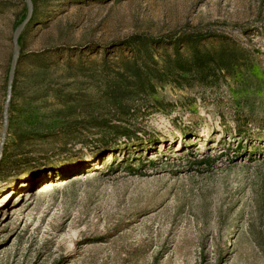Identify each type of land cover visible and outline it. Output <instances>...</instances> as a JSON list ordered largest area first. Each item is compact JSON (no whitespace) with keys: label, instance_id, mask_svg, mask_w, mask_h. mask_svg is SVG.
<instances>
[{"label":"rangeland","instance_id":"obj_1","mask_svg":"<svg viewBox=\"0 0 264 264\" xmlns=\"http://www.w3.org/2000/svg\"><path fill=\"white\" fill-rule=\"evenodd\" d=\"M33 2L0 264H264V0ZM26 14L0 0V141Z\"/></svg>","mask_w":264,"mask_h":264},{"label":"water","instance_id":"obj_2","mask_svg":"<svg viewBox=\"0 0 264 264\" xmlns=\"http://www.w3.org/2000/svg\"><path fill=\"white\" fill-rule=\"evenodd\" d=\"M26 5H27V14L25 18L20 22V24L17 26L14 35H13V43L15 47L14 55H13V60L12 64L9 70V96L8 99L6 100L5 104V120L3 124V130H2V139L0 141V160H1V155H2V150L6 138V133H7V127H8V118H7V112H8V107H9V101H10V94L12 91V81L14 79L15 73H16V68H17V63L18 59L21 53V44L19 41L21 33L24 31V29L27 27L29 22L32 20L33 14H34V2L33 0H26Z\"/></svg>","mask_w":264,"mask_h":264},{"label":"bare ground","instance_id":"obj_3","mask_svg":"<svg viewBox=\"0 0 264 264\" xmlns=\"http://www.w3.org/2000/svg\"><path fill=\"white\" fill-rule=\"evenodd\" d=\"M85 174H87V173L86 172L85 173H75V174L71 175L70 177L61 179V180L56 181V182H58L57 184H59V185L65 186L71 182H76V181H80L82 179L84 180V178H89L92 176L93 173H88L86 176H85ZM81 182H83V181H81ZM45 188H42V186H41L38 193L43 192ZM28 194L30 195V197H29V199H30L32 194H31V192H28Z\"/></svg>","mask_w":264,"mask_h":264},{"label":"trees","instance_id":"obj_4","mask_svg":"<svg viewBox=\"0 0 264 264\" xmlns=\"http://www.w3.org/2000/svg\"><path fill=\"white\" fill-rule=\"evenodd\" d=\"M34 14H35V7H34ZM34 14H33V17H32V20L29 22V24L34 20ZM25 18V17H24ZM23 18V19H24ZM139 39H141L140 37H137V36H130L129 38H127V39H125V40H123V41H120V42H116V43H114L113 45H119V46H124V45H126V46H129V47H133V44L137 41V40H139ZM149 39V41L151 40L152 42H153V40H152V38H148ZM172 41V45H174V44H176V41L177 40H171ZM152 44V43H151ZM161 45H163V43H161ZM208 57H212L210 54H208ZM182 69H184V68H182Z\"/></svg>","mask_w":264,"mask_h":264}]
</instances>
